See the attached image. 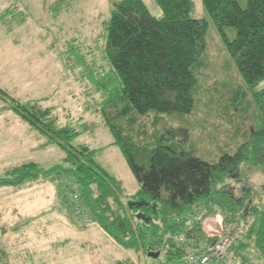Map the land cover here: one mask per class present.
Segmentation results:
<instances>
[{
  "label": "trees",
  "instance_id": "16d2710c",
  "mask_svg": "<svg viewBox=\"0 0 264 264\" xmlns=\"http://www.w3.org/2000/svg\"><path fill=\"white\" fill-rule=\"evenodd\" d=\"M154 2L161 12L158 17L142 0L112 3L103 47L109 69L93 80L104 96L100 112L113 136L110 144L118 146L125 157L139 185L137 192L127 198L120 181L94 159L96 149L73 143L80 132L69 123H60L54 107L19 101L1 88L13 112L44 138L42 146L55 145L64 155L61 164L46 169L34 162L14 166L0 177V187L38 177L66 176L78 188L80 206L114 242L146 255L158 251V257L165 255L168 262H175L186 250L185 243L176 245L173 235L184 231L187 216L219 213L230 231L241 228V236L230 247L233 263L258 264L259 256H264V203L252 201L255 191L241 165L248 163L247 170L264 169V87L252 91L262 122L249 125L233 152H221L212 162L191 151L173 150L161 137L148 150L143 165L136 161L135 144L117 121L130 114H188L194 109L209 23L220 33L247 87H256L264 80V0H244V7L238 0H201L207 18L193 16L192 0ZM24 18L11 7L0 12V21L8 27ZM225 28L234 30L233 38H228ZM242 94L235 90L231 99ZM228 179L239 184L238 195ZM141 200L146 204L128 206V202ZM138 212L149 220L137 219ZM199 225L193 221L189 231H199Z\"/></svg>",
  "mask_w": 264,
  "mask_h": 264
},
{
  "label": "rangeland",
  "instance_id": "374dc122",
  "mask_svg": "<svg viewBox=\"0 0 264 264\" xmlns=\"http://www.w3.org/2000/svg\"><path fill=\"white\" fill-rule=\"evenodd\" d=\"M116 1L0 0V12L11 7L25 17L9 27L0 21V88L19 101L54 107L59 122L67 121L80 132L73 143L96 149L94 159L120 181L129 198L139 185L119 147L110 144L113 136L100 112L104 96L93 82L109 69L103 55L104 27ZM142 1L152 15L160 16L154 0ZM192 2L193 16L207 18L201 0ZM238 2L244 7V0ZM224 30L229 39L234 37L232 28ZM204 42L190 113L130 114L117 121L135 144L137 162L147 164L148 150L161 137L173 150L191 151L212 162L221 152L232 153L249 125L262 122L252 91L262 89L264 80L247 87L211 23ZM235 90L243 94L233 101ZM26 126L0 94V177L27 162L44 169L61 164L64 153L57 146L33 148L27 136L17 142ZM247 167L244 162L241 171L249 173L252 201L264 203V169ZM60 179L57 187L41 179L0 187V264H156V259L124 249L106 235L74 199V182L63 175ZM227 183L238 195L239 184ZM258 259L264 264V256Z\"/></svg>",
  "mask_w": 264,
  "mask_h": 264
},
{
  "label": "built area",
  "instance_id": "2783aa9c",
  "mask_svg": "<svg viewBox=\"0 0 264 264\" xmlns=\"http://www.w3.org/2000/svg\"><path fill=\"white\" fill-rule=\"evenodd\" d=\"M73 197L77 199L78 195L74 193ZM193 221H199V231H189ZM184 228L182 233L173 235V240L176 245L185 243V252L175 262H168L167 257L161 255L156 264H234L230 247L241 236V228L230 231L219 213L189 215Z\"/></svg>",
  "mask_w": 264,
  "mask_h": 264
},
{
  "label": "crops",
  "instance_id": "0c3cea01",
  "mask_svg": "<svg viewBox=\"0 0 264 264\" xmlns=\"http://www.w3.org/2000/svg\"><path fill=\"white\" fill-rule=\"evenodd\" d=\"M161 14V13H160ZM60 123H63V124H65V123H67V121L66 122H60ZM34 132V133H33ZM35 130H33L32 128H30L29 126H28V124H27V126L24 128V130H23V133H22V135H21V140H18L17 142L18 143H20V142H23V138H25L26 136L28 137V139H29V137H32V140H33V142L32 143H30L28 146H30V145H32L33 144V148L36 146V144H38L37 146L38 147H42V148H46V147H49V146H51V145H46V146H42V144L44 143V138L40 135V134H38L37 132V134H35ZM36 137V138H35ZM34 179H41V181H49V182H51V184H54L55 185V187H57L56 186V184L57 183H60V181L62 182V180L59 178L58 180H56V179H52L51 177H38V178H34ZM30 180V179H29ZM25 181H27V180H25ZM24 182V181H23ZM22 182V183H23ZM21 184V183H20ZM53 186V185H52ZM52 189H53V187H52ZM54 190V189H53ZM94 222V221H93ZM96 223V222H95ZM98 225V224H97ZM99 226V225H98ZM100 227V226H99ZM101 229V228H100ZM102 230V229H101ZM103 231V230H102ZM104 232V231H103ZM105 233V232H104ZM106 234V233H105ZM107 235V234H106ZM121 247V246H120ZM21 264H22V262H21Z\"/></svg>",
  "mask_w": 264,
  "mask_h": 264
},
{
  "label": "water",
  "instance_id": "95a60500",
  "mask_svg": "<svg viewBox=\"0 0 264 264\" xmlns=\"http://www.w3.org/2000/svg\"><path fill=\"white\" fill-rule=\"evenodd\" d=\"M145 204H146V202L143 201V200H141V201H136V202H128V206H129V207H132L133 205H135V206H137V207H140V206L145 205ZM135 216H136L137 219L146 220V221L149 220V217H146V216H145L143 213H141V212L136 213ZM158 255H159V252H158V251H155V252H148V253H147V256H148V257H151V258H153V259H156V258L158 257Z\"/></svg>",
  "mask_w": 264,
  "mask_h": 264
}]
</instances>
